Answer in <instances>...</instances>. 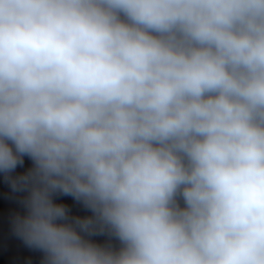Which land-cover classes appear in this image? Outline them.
Returning <instances> with one entry per match:
<instances>
[{"label": "clouds", "instance_id": "clouds-1", "mask_svg": "<svg viewBox=\"0 0 264 264\" xmlns=\"http://www.w3.org/2000/svg\"><path fill=\"white\" fill-rule=\"evenodd\" d=\"M0 236L264 264V0H0Z\"/></svg>", "mask_w": 264, "mask_h": 264}]
</instances>
